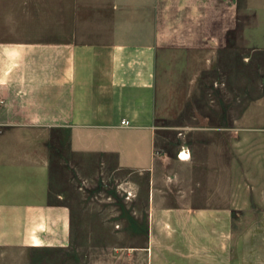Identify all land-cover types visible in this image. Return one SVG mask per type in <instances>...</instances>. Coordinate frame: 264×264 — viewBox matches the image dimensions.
Masks as SVG:
<instances>
[{"label": "crops", "instance_id": "crops-1", "mask_svg": "<svg viewBox=\"0 0 264 264\" xmlns=\"http://www.w3.org/2000/svg\"><path fill=\"white\" fill-rule=\"evenodd\" d=\"M238 65L208 80L264 91V0H0V250L65 248L79 163L113 162L151 168L148 232L86 264H264V205L162 202L156 181L161 67Z\"/></svg>", "mask_w": 264, "mask_h": 264}, {"label": "rangeland", "instance_id": "rangeland-1", "mask_svg": "<svg viewBox=\"0 0 264 264\" xmlns=\"http://www.w3.org/2000/svg\"><path fill=\"white\" fill-rule=\"evenodd\" d=\"M218 69L221 74L254 73L239 65L208 67L199 71L205 81L187 82L185 67H161L155 153L162 202L183 198L190 205H264V91L255 82L246 84L247 96L219 90L208 80ZM183 151L188 156L181 160ZM80 164L78 205H70L71 241L60 249L0 250V264H86L91 251L117 252L144 243L151 168L121 163L118 170L113 162L109 167L93 162L83 175Z\"/></svg>", "mask_w": 264, "mask_h": 264}, {"label": "built area", "instance_id": "built-area-1", "mask_svg": "<svg viewBox=\"0 0 264 264\" xmlns=\"http://www.w3.org/2000/svg\"><path fill=\"white\" fill-rule=\"evenodd\" d=\"M2 101H3V99L0 97V102H2ZM121 123L124 124V125H129L130 124V120L127 119V118H123L121 120Z\"/></svg>", "mask_w": 264, "mask_h": 264}]
</instances>
